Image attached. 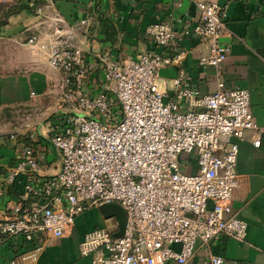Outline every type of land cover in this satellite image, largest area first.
<instances>
[{
	"label": "built area",
	"instance_id": "built-area-1",
	"mask_svg": "<svg viewBox=\"0 0 264 264\" xmlns=\"http://www.w3.org/2000/svg\"><path fill=\"white\" fill-rule=\"evenodd\" d=\"M189 1L200 12L193 34L209 45L199 65L220 75L231 52L223 42L229 32L224 8L211 1ZM32 7L43 14V7ZM46 19L49 41L40 44L37 35L29 34L27 44L45 52L50 67L65 77L58 108L66 118L51 138L61 154V168L54 176L40 175L45 156L24 147L9 181L21 174L30 180L25 199L11 216L0 219V245L14 238H63L74 230L78 217L106 205L125 211L126 228L115 237V221L85 236L80 252L91 256L93 264H187L199 245L221 238L246 241L248 224L231 204L239 186L240 150L231 139L242 140L252 131L257 134L254 146H261L264 127L253 115L249 91L228 88L220 79L215 92L202 94L182 67L187 54L181 47L183 34L158 22L147 35L161 52L145 51L130 61L102 56L103 90L95 94L88 80L96 66L86 59L81 41L89 21L70 26L60 16ZM168 64L179 68L172 99L158 84ZM207 264H225V258L213 255Z\"/></svg>",
	"mask_w": 264,
	"mask_h": 264
},
{
	"label": "crops",
	"instance_id": "crops-1",
	"mask_svg": "<svg viewBox=\"0 0 264 264\" xmlns=\"http://www.w3.org/2000/svg\"><path fill=\"white\" fill-rule=\"evenodd\" d=\"M206 1L223 6L228 21L229 32L223 42L231 46V52L220 75L215 68L199 65V60L209 54V45L193 34L200 12L189 0H23L20 5L26 9L9 17L14 4L0 3L1 220L11 216L13 207L25 199L30 177L21 174L14 182L9 181L24 147L31 146L36 155L45 156L40 175L54 176L61 168V154L51 138L66 118L58 108L65 77L50 67L45 52L27 44L29 34L37 35L40 44L49 41L46 18L60 16L70 26L89 21V31L81 30V41L86 59L96 66L88 80L95 94L103 90L102 56L130 61L145 51L161 52L147 29L158 22L168 23L183 34L181 47L187 54L182 67L192 85L202 94H210L221 79L228 88L248 90L253 115L264 127V0ZM33 5L44 8L43 16ZM166 55L172 58L173 53ZM178 74L179 68L173 64L162 70L158 84L169 99ZM184 108L188 110V104ZM256 139L252 131L242 140L231 139L240 147L239 186L231 204L234 214L248 224L246 241L221 238L208 246L199 245L187 264H207L213 255L223 256L225 264H264V138L259 148L253 144ZM109 221L100 209H91L77 218L74 230L63 238L42 235L34 242L14 238L0 245V264H93L91 256L81 255L80 245L87 234L108 226ZM38 247L42 250L37 258H30Z\"/></svg>",
	"mask_w": 264,
	"mask_h": 264
},
{
	"label": "water",
	"instance_id": "water-1",
	"mask_svg": "<svg viewBox=\"0 0 264 264\" xmlns=\"http://www.w3.org/2000/svg\"><path fill=\"white\" fill-rule=\"evenodd\" d=\"M100 211L106 220H115L118 223L119 230L115 234V237H121L125 232L127 223L125 211L118 205H106L101 207Z\"/></svg>",
	"mask_w": 264,
	"mask_h": 264
},
{
	"label": "trees",
	"instance_id": "trees-1",
	"mask_svg": "<svg viewBox=\"0 0 264 264\" xmlns=\"http://www.w3.org/2000/svg\"><path fill=\"white\" fill-rule=\"evenodd\" d=\"M24 9H26V7L24 6H21L20 4H14V5H11V8L9 9L8 11V15L7 17H9L10 15H14V14H17L21 11H23ZM6 23V21H3L2 24L4 25ZM1 24V23H0Z\"/></svg>",
	"mask_w": 264,
	"mask_h": 264
},
{
	"label": "rangeland",
	"instance_id": "rangeland-1",
	"mask_svg": "<svg viewBox=\"0 0 264 264\" xmlns=\"http://www.w3.org/2000/svg\"><path fill=\"white\" fill-rule=\"evenodd\" d=\"M114 224H115V221L114 220H110L108 227H112Z\"/></svg>",
	"mask_w": 264,
	"mask_h": 264
}]
</instances>
